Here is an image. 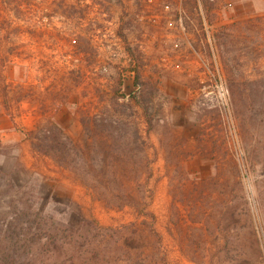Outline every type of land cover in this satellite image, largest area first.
<instances>
[{
  "label": "rangeland",
  "instance_id": "obj_1",
  "mask_svg": "<svg viewBox=\"0 0 264 264\" xmlns=\"http://www.w3.org/2000/svg\"><path fill=\"white\" fill-rule=\"evenodd\" d=\"M151 1H20L21 24L0 32L5 91L15 117L4 107L0 82V212L11 186L25 184L36 190L41 185L45 194L56 190L55 200H38L47 210L67 208L71 195L103 223L137 220L131 210L90 202L62 171L34 163L23 141L26 130L49 116L80 141L87 137L82 116L93 125L92 116L115 90L127 95V80L136 84L137 71L130 70L118 34L123 20L141 58L139 78L155 122L152 146H145L155 160L151 207L170 264H264V0H215L205 31L197 12L182 14L184 0H171L166 9ZM216 31L226 36L228 56L238 64L234 75L256 101L244 110L245 120L226 81L212 38ZM139 115L123 119V141L135 142ZM150 168L139 169L146 174ZM138 221L150 239L149 225Z\"/></svg>",
  "mask_w": 264,
  "mask_h": 264
},
{
  "label": "trees",
  "instance_id": "obj_2",
  "mask_svg": "<svg viewBox=\"0 0 264 264\" xmlns=\"http://www.w3.org/2000/svg\"><path fill=\"white\" fill-rule=\"evenodd\" d=\"M20 1L0 0V32L21 24L19 15L25 8ZM81 1L86 3V0ZM158 1L164 9L170 7L171 0H153L150 6ZM214 4L215 0H184L182 14H188L189 10L197 12L199 25L204 30L205 22L206 25L213 23V19L207 20V16ZM29 7L39 11L35 4L30 3ZM122 22L118 34L130 56V70L137 71L135 82L139 88L130 95L115 90L106 107L92 116L96 119L93 125L88 123L89 118L82 116L87 137L80 141L66 133L53 116L47 117L38 127L26 130L23 141L27 142L34 163L49 164L54 170L62 171L64 179L82 189L90 202L101 201L108 208L131 210L137 220L103 223L94 212L89 215L86 203L71 195L67 208L47 210L38 206V200L46 196L55 200L54 188L45 194L41 185L37 190L25 184L12 185L7 209L0 212V264H170L164 236L157 226V214L151 207L154 190L150 185L155 160L148 157L145 146L147 149L152 146L151 132L155 122L146 102V83L139 78L141 58L129 42L128 34L124 32L125 21L124 24ZM184 25L187 28L188 24ZM212 38L228 73L227 84L232 88V96L241 107L240 113L245 120L243 112L254 107L255 98L242 84L243 78L234 75L238 64L228 56L226 36L216 31ZM4 62L6 60L0 61L3 103L14 119L5 91ZM118 70L120 73V66ZM133 100L141 107L139 110L129 103ZM132 107L133 111L128 114ZM106 108L108 113H104ZM139 114L142 115V123L136 125L135 142L123 141L127 134L122 132L123 119L127 115L138 117ZM140 164L151 167L149 173L140 172ZM140 218L142 223L149 225L150 239L146 238L145 229L137 225ZM128 230L129 236L124 240ZM254 243L258 246L257 239ZM147 248L149 252L145 251Z\"/></svg>",
  "mask_w": 264,
  "mask_h": 264
},
{
  "label": "water",
  "instance_id": "obj_3",
  "mask_svg": "<svg viewBox=\"0 0 264 264\" xmlns=\"http://www.w3.org/2000/svg\"><path fill=\"white\" fill-rule=\"evenodd\" d=\"M127 83H129V86H125L124 91L127 95H130L136 90V84L129 79L127 80Z\"/></svg>",
  "mask_w": 264,
  "mask_h": 264
}]
</instances>
